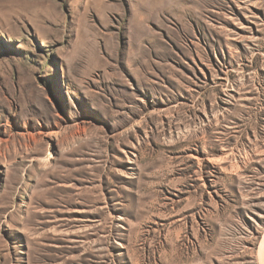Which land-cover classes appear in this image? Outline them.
Wrapping results in <instances>:
<instances>
[{"label": "rangeland", "instance_id": "rangeland-1", "mask_svg": "<svg viewBox=\"0 0 264 264\" xmlns=\"http://www.w3.org/2000/svg\"><path fill=\"white\" fill-rule=\"evenodd\" d=\"M54 1L0 0V264H264V0Z\"/></svg>", "mask_w": 264, "mask_h": 264}, {"label": "bare ground", "instance_id": "bare-ground-1", "mask_svg": "<svg viewBox=\"0 0 264 264\" xmlns=\"http://www.w3.org/2000/svg\"><path fill=\"white\" fill-rule=\"evenodd\" d=\"M18 4H21L25 7H32L34 9V12L38 14V16L43 17L45 20L48 21H54L55 18H60L62 15L59 6L54 0H16ZM64 17V16H63ZM58 22V21H57ZM141 27V26H140ZM143 27V31H146V29ZM88 36V32H87ZM50 156L52 154L50 153Z\"/></svg>", "mask_w": 264, "mask_h": 264}]
</instances>
